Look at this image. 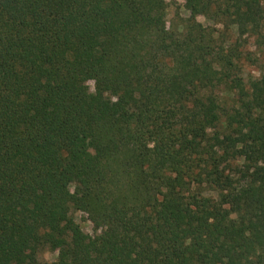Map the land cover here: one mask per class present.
I'll return each mask as SVG.
<instances>
[{"label":"trees","instance_id":"16d2710c","mask_svg":"<svg viewBox=\"0 0 264 264\" xmlns=\"http://www.w3.org/2000/svg\"><path fill=\"white\" fill-rule=\"evenodd\" d=\"M184 6L0 0V264H264V0Z\"/></svg>","mask_w":264,"mask_h":264},{"label":"rangeland","instance_id":"374dc122","mask_svg":"<svg viewBox=\"0 0 264 264\" xmlns=\"http://www.w3.org/2000/svg\"><path fill=\"white\" fill-rule=\"evenodd\" d=\"M168 2V24L170 26L181 24V20L178 15L186 18L189 16V11L185 8V0H166ZM199 20L206 25H214L213 21L207 19L204 16H200ZM220 27V26H219ZM236 34L235 27H232L231 37L234 39ZM255 40L249 38L244 45H238V48L242 50L243 57L241 59L242 63V76L246 81L251 78H256L261 74V64L262 59L259 55V50L255 45ZM90 89L94 90V81H89ZM82 146L84 151L92 152L90 142L88 140L82 141ZM71 190H74V185H71ZM71 214L75 221L80 225V227L86 233L95 235L99 231L94 229V225L89 219L86 212L72 208ZM37 253L40 261H53L57 258L58 252L49 249L48 247L34 249Z\"/></svg>","mask_w":264,"mask_h":264}]
</instances>
